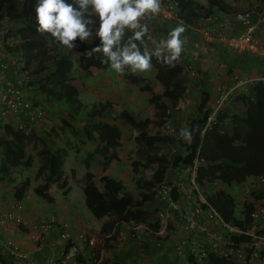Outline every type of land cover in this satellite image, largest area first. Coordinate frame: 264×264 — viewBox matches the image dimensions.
I'll return each mask as SVG.
<instances>
[{"label": "trees", "instance_id": "16d2710c", "mask_svg": "<svg viewBox=\"0 0 264 264\" xmlns=\"http://www.w3.org/2000/svg\"><path fill=\"white\" fill-rule=\"evenodd\" d=\"M207 6L196 5L195 0H177L178 17L184 25H190L196 19L214 13L215 11H231L221 0H206ZM22 16L18 14L17 17ZM24 21V16L21 17ZM35 22L26 23L21 27L9 28L8 36L18 39V42L11 51L22 50L26 52L27 64L36 63L33 70V81L38 83L39 90L47 96L50 102L49 112H65L68 118L75 119L76 113L80 109V101L74 92H66L63 86L72 82L74 78L70 76L73 62L68 55L52 54L48 48V34L37 33L33 27ZM93 46L89 41L80 44L76 49L78 52L77 60L80 64L83 77H94L97 72L110 67L102 62L101 53L89 55L88 49ZM152 68L154 74L152 78L133 74L130 71L122 73V80L137 87L140 91L148 92L151 95L152 103L150 112L157 115L156 125H160L166 116V110H172L186 94L187 79L182 74V68L179 65H164L162 62L152 59ZM194 86V85H193ZM81 88H85L81 83ZM206 86L199 90V97L196 100L194 114L188 116L187 124L194 130L192 140H179L178 145L182 150H177L171 158L167 159L159 153L161 146L170 143L169 136L151 134L148 131L149 119L137 120L127 111L122 110L117 114V118L122 123H128L135 131L133 140L138 146V159L132 167L136 170L140 168H149L152 172L147 180H137L141 191L133 195L124 189L120 180H115L107 175L99 177V188L93 180V173L89 171L91 163L94 162L101 167H106L112 160L118 159L116 149L120 146L122 131L118 125L109 123L105 120L108 114L106 108H110L112 103L109 101L97 102L92 105L87 112V126L84 127L85 140L95 141L93 150L86 154L82 163L85 172L82 175V191L84 204L95 219L112 216L114 222L129 223L134 225L148 223L149 229L158 228L157 221L154 220V214L158 209H162V202L153 197L150 188L165 178V172L178 162L188 164L195 156L202 159L198 168L197 181L208 191V187H215L213 182H222L225 184L240 183L249 176L264 175V89L259 82L250 88L247 93L238 95L235 99L242 105L240 112L223 116L222 122L212 125V127L201 132L205 124V119L209 108L207 101L209 98ZM78 92V90H77ZM57 106L58 109H55ZM54 107V110L51 108ZM42 112H43V108ZM46 109V108H45ZM192 116V118H191ZM91 119V120H90ZM64 124H69L63 121ZM38 124V123H37ZM31 127L28 132L19 131L13 128L9 122L1 123L0 127L3 136H0V180L8 177L13 169L25 168L31 165V158L26 152V144L34 142L38 133L36 125ZM56 136V134L54 133ZM41 139V138H39ZM52 142H45L42 138V147L38 149L41 157V165L38 169L41 176V184L32 188L34 194L46 201L52 202L53 197L48 190L55 186L67 194V178L64 176L63 164L67 153L65 147H52ZM177 145V146H178ZM179 148V147H178ZM71 175L74 170L70 169ZM28 186V178L16 184L13 188V197L17 200L22 198ZM261 192L255 195L259 198ZM208 202L226 219L231 220L233 224L243 228L249 222V212L253 208V202H244L241 208V218L234 216L233 198L221 190H215L206 193ZM254 199V200H255ZM237 242L247 240L248 237L236 235L232 238ZM167 236H155L151 239L154 244L152 252L159 253L165 244ZM159 241V245H157ZM144 249L147 244H143ZM162 247V248H161ZM167 253L174 251V243L168 242L166 245ZM155 249V250H154ZM157 251V252H156ZM150 252V251H149ZM150 252V253H152ZM156 254V255H157ZM3 253H0V258ZM9 255V254H8ZM174 258H178L173 253ZM11 256V255H9ZM12 257V256H11ZM174 264L178 260L174 259ZM181 261L186 264H197L194 256L184 251ZM160 261H157V263ZM108 264H137L128 263L121 256H114ZM167 264V263H161ZM199 264H234L224 257L218 256L213 252H208L201 259Z\"/></svg>", "mask_w": 264, "mask_h": 264}, {"label": "built area", "instance_id": "2783aa9c", "mask_svg": "<svg viewBox=\"0 0 264 264\" xmlns=\"http://www.w3.org/2000/svg\"><path fill=\"white\" fill-rule=\"evenodd\" d=\"M161 5L160 20L171 19L180 23L177 0H161ZM18 14L24 16V21L17 17ZM238 16H243V19H237ZM12 21L19 22L21 26L35 22L31 0H0V124L9 122L16 130L28 132L31 127L43 120V112L31 97L33 75L26 62V52L8 49L14 45V38L8 36ZM235 23H238V26ZM261 25L264 26V0L262 5L247 9L215 11L186 26L199 31L205 41L226 46L233 53L264 57V41L257 37ZM171 65L181 66L190 76L195 74L193 67L182 64L180 59ZM255 82H259L264 89V75ZM245 83V80L235 78L230 85L216 86V94L209 106L201 132L222 122L225 103L235 97L236 89ZM182 104L180 100L172 110H180ZM172 110H166L164 121L156 125L154 132L169 136L172 140L159 149V153L167 159L177 150H182L178 145V141L181 140L178 133L180 128L185 127L172 123L170 118ZM201 163L202 159L198 156L188 164L178 162L166 170L164 179L150 188L153 197L165 206L154 214L153 218L158 223L156 230L149 229L148 223L133 226L125 223L126 228L136 231L143 229L154 238L167 236L166 242L174 243V252L178 256L182 257L186 250L194 256L197 264L208 252L224 257L234 264H251L264 250V203H258L250 210L249 222L243 228L236 226L231 220H226L208 202L207 190L204 191L197 181ZM238 184L241 200L250 202L249 198L255 191L264 192V175L249 176ZM22 210L19 202H12L9 209L3 212L0 221L19 225ZM54 225L61 228L57 239L63 246L59 257L50 260L49 264H102L101 251L98 256L94 254L98 239L85 229L71 234L68 231V223L58 221L55 214H48L41 219L35 225L36 232L32 237L38 241L43 240ZM234 235L236 238L241 236L248 238L236 242L235 238H232ZM159 244L157 241V245ZM0 252H6L15 258L26 257L17 244L8 238H0Z\"/></svg>", "mask_w": 264, "mask_h": 264}, {"label": "rangeland", "instance_id": "374dc122", "mask_svg": "<svg viewBox=\"0 0 264 264\" xmlns=\"http://www.w3.org/2000/svg\"><path fill=\"white\" fill-rule=\"evenodd\" d=\"M221 1L223 2V4H225L232 10L247 9L255 5L259 6L262 5L263 2V0ZM195 3L196 5H203L205 7L207 6L206 0H195ZM34 9L35 1L33 2V10ZM155 18H158L159 21L163 22L159 19V17H154L152 20H155ZM11 24L13 27L21 26L19 22L15 21H12ZM182 35L184 36V38L187 37L186 33H183ZM187 39L189 38L187 37ZM47 41L50 53L56 55L65 54L71 58L73 65L70 76H72L74 80L72 82L68 81L63 86V90L66 92H74L75 96H77L81 103V107L76 113L75 119H72L71 117L68 118V115L65 112L55 113L54 107L51 108L54 111L49 112L47 108L50 106V102L47 96L39 90L37 82H32L33 88L31 97L32 100L36 102L38 106L43 108V120L40 121L35 127L36 131L38 132L36 133L38 137L34 138V142L26 144V152L31 158V165L25 168L13 169L7 178H5L3 181L0 180L5 184V187L8 186L10 188V194L8 197L12 200H10L9 203L14 200L13 194L11 192L14 186L22 182L24 177H27L28 186L24 195L22 196L23 199L20 204L29 205V203L41 202L43 206H45L51 211H56L58 208H63V211L67 209L66 212L72 216L79 215L82 216L84 220L88 219L94 222L97 226L96 236L99 238L97 246L94 250V254L95 256H98L101 251L102 264H108V262L112 258V255L116 253L121 254L122 247L125 246V243H123L124 239H120L122 244H120L119 246L116 244L117 237L119 236L118 233L121 229L125 232V241H127V244H134L133 253L137 255L139 251H142L140 249V244L144 243L142 237L146 234V237L153 239V236L146 233L143 229L136 231L132 230L129 227V229H127L126 224L123 223H119L117 225L116 222L112 220V216L105 217L104 222L101 224L100 220L95 219L84 204V197L82 191V175L85 172V168L83 166L82 160L87 153L93 150L96 145L95 141L85 140L86 138L84 136V127H91L87 126V120L89 119L87 117V112L90 111L93 104L104 101H109L112 103V106L110 108H106L105 110V112L108 113L105 116V120H107V122L109 123H114L118 125L122 131L120 146L116 149L118 159L116 161L112 160L104 168L92 162L89 171L93 173L94 183L99 188L101 187V185L98 179L101 175L105 174L115 180H120L125 190H127L133 195H137L141 191V187L138 186L137 180H147L150 177L152 171L149 168H140L139 170H136L134 167H132V164H134V162L139 161L137 152L138 146L133 140L135 131L130 127L128 123H122L117 118V114L120 111L125 110L137 120H143L145 118H148V131L153 134L156 129L155 127L158 118L157 115L154 113V109H151L153 111L150 112V108L152 106L151 95L148 92L140 91L137 87L132 84L123 82L122 74L115 73L110 67L97 72L94 77H83L82 71L80 69V64L77 60V50H67L63 47H57L54 42H51L50 37L47 39ZM17 42L18 39L15 38L14 45ZM36 66V63L28 64V67L31 69L32 72L33 70H35ZM181 72L185 75L186 79L188 80L186 83V95H184L185 99H187V95H190V81H194V79H191L192 76H190L187 71L182 70ZM134 74L142 75L147 78H152L154 74V69L151 68V70L148 72H137ZM106 80H108V87L106 86ZM81 83H84L85 88H81ZM190 98L191 102L189 103V105H187L184 99L181 100L183 102L182 110H184L182 116L176 113L172 114L173 118H176L175 121L177 124L185 126V124H187L188 116L192 115L191 111L195 109L193 107V100L195 97L190 96ZM55 109H58L57 106L55 107ZM185 111H188L187 115L185 114ZM64 120L69 122V124H64ZM54 133L56 134V136L54 135ZM0 136H3V131L1 127ZM42 138L43 140H45V142L51 141L52 147H65L67 150L62 169L64 172V176H66L67 178V186L69 187V191L67 194H62V191L60 189L56 188L55 186H52L48 190L49 194L53 197L52 202H46L38 198L32 190L34 186L41 184V176L38 169L41 165L42 159L38 153V149L41 148L43 145ZM70 169L74 170L73 175H71ZM225 189L229 193H231V188L226 187ZM239 189V185L233 183L232 191L235 192L234 195L239 192ZM234 216L238 219L241 218V211L236 208L234 210ZM127 224L128 226L134 225L131 222ZM87 231L91 233L90 230ZM132 233L135 234L132 235ZM93 235L95 236V234ZM120 240L118 239V242ZM162 245L163 247H166L167 242ZM145 250L147 254H150V252H152H149L148 248H145ZM171 253L173 254L175 252L172 251ZM175 256L176 255H174L173 257ZM136 260L135 262L132 260L127 262L137 264H148L147 261H140V263Z\"/></svg>", "mask_w": 264, "mask_h": 264}, {"label": "crops", "instance_id": "0c3cea01", "mask_svg": "<svg viewBox=\"0 0 264 264\" xmlns=\"http://www.w3.org/2000/svg\"><path fill=\"white\" fill-rule=\"evenodd\" d=\"M32 3L35 0H31ZM13 10H16L15 7H12ZM237 10V9H233ZM231 10V11H233ZM22 15V14H21ZM22 16H19L21 19ZM153 19V18H152ZM149 20L147 21L150 25V32L155 38H159L161 36L166 35L167 31L175 26L178 22L174 20H168L165 19L163 22L159 21L158 18H155V20ZM173 21V22H172ZM236 26H238V23H235ZM187 37L185 38L186 43L184 47V52L181 55L180 62L183 64H189L193 67L195 74L192 76V80L190 81V95H187V99L183 97L182 99L185 100L187 105L191 102L190 96L195 97L193 102V107L196 106V100L199 97V90L204 85L206 86V90L208 91L209 98L207 101V106H211L212 100L216 94L215 88L218 85H230L233 83L234 79L241 78L245 80V84L239 86L235 92V97L233 99H230L227 101L223 107V111L225 116H228L235 112H240L242 109V105L237 101L235 98L238 95L247 93L250 88L255 84V81L264 75V57L254 56L251 54H237L233 53L232 51L228 50L226 46H223L221 44H215L212 41L207 42L205 41L202 36H200L199 31L192 29L188 26H186L185 31ZM257 37L264 41V26L261 25L260 30L257 33ZM149 46L151 44L149 43ZM106 86L108 87V80H106ZM194 85V86H193ZM186 95V94H185ZM181 99V100H182ZM190 99V100H189ZM189 111V110H188ZM188 111H185L186 115L188 114ZM184 110L182 108L178 111L172 110V113L170 114V118L172 117V123L177 124L175 119L173 118V113L180 114L182 116V113ZM191 113H195L194 109L191 111ZM184 114V115H185ZM185 115V116H186ZM177 116V115H176ZM192 118V116H191ZM180 125V124H177ZM183 126V125H181ZM88 141V140H87ZM67 151V150H66ZM239 185L238 183H236ZM219 185V187H218ZM217 186V187H216ZM231 188V193H229L225 188ZM215 190H221L225 192L226 194L232 196L234 200V207L235 209H239L241 211L242 204L246 201H242L240 197V193L234 195L235 192H233V184H225L222 182H216L215 187H208L207 193H211ZM13 192V189L12 191ZM256 192H261L260 190L255 191L251 198H249L250 202H253V207L257 205L258 203H264V192H261V195H259V198L255 199ZM10 194V188L8 186L5 187V184L0 181V219L3 215V212L7 208V204L9 203L11 198H9ZM258 194V193H257ZM14 200H17L13 198ZM23 198H20L17 200L18 202H21ZM255 199V200H254ZM13 200V201H14ZM163 207L164 204H163ZM67 209L63 211V208L57 209L56 211H51L45 206L41 204V202H33L29 203V205H23V210L20 213L21 214V223L19 225H14L11 222H2L0 221V238H8L17 244L18 248L26 255L25 258H15L14 256H9L7 253H4L1 255L0 258V264H49L50 260H55L59 257L60 252L62 250V242H60L57 239L58 233L61 231L60 226L54 225L52 226L47 234L45 235L43 240H36L32 236L35 234L36 230L34 229L35 225L37 223L45 218L48 214H55V216L58 218V221L62 222L65 221L68 223V231L71 232V234H74L76 232H79L81 230H90L91 233L95 234V237H97V226L94 222L83 219L82 216L75 215L72 216L68 214ZM104 217L100 219L101 224L104 222ZM87 221V222H86ZM121 222H116L118 225ZM125 224V223H123ZM122 227V226H121ZM123 228V227H122ZM124 233V234H123ZM145 234V232H144ZM117 237V245L119 246L121 243L120 239H124L123 243H125V246L122 247L121 254L116 253L112 255V258L114 256H121L122 260L125 261H134L138 262L140 261H147L148 264H161V263H167V264H174V259L178 260L175 264H186L183 261H181V257L174 258L172 253H167V248L164 247L158 254L157 253H150L147 254L146 250L142 247L143 244H147L148 251H151L154 244L152 243L151 239L149 237L145 236L142 237L144 240V243L140 244V249L142 251H139L137 255L133 253L134 251V244L131 245L130 243L127 244V241H125V232L121 229L118 233ZM97 239H99L97 237ZM118 239L120 240L118 242ZM114 249V248H113ZM116 250V249H115ZM155 250V249H154ZM167 251V252H166ZM157 252V251H156ZM157 254V255H156ZM138 257V258H136ZM111 258V259H112ZM157 261H160V263ZM141 263V262H140ZM145 263V262H144ZM251 264H264V250L260 254V256L257 259L252 260Z\"/></svg>", "mask_w": 264, "mask_h": 264}, {"label": "clouds", "instance_id": "9594fccd", "mask_svg": "<svg viewBox=\"0 0 264 264\" xmlns=\"http://www.w3.org/2000/svg\"><path fill=\"white\" fill-rule=\"evenodd\" d=\"M34 10L37 33L48 34L51 42L67 50L93 42L89 55L101 53L102 62L117 74L148 72L153 58L171 65L184 52L183 22L159 38L150 32L147 21L162 15L161 0H35ZM178 134L190 142L194 130L182 127Z\"/></svg>", "mask_w": 264, "mask_h": 264}]
</instances>
